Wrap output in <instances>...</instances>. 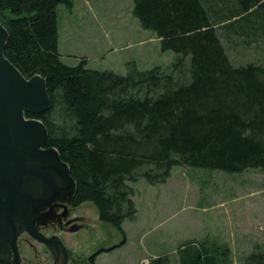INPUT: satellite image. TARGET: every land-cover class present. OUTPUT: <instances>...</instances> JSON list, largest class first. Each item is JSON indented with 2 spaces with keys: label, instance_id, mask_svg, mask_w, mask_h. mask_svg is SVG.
I'll return each mask as SVG.
<instances>
[{
  "label": "trees",
  "instance_id": "1",
  "mask_svg": "<svg viewBox=\"0 0 264 264\" xmlns=\"http://www.w3.org/2000/svg\"><path fill=\"white\" fill-rule=\"evenodd\" d=\"M232 1L235 11L216 20L207 0H132L141 28L175 58L143 71L128 62L119 75L87 69L85 58L75 66L62 62L57 8L71 11V0H0L5 58L25 78L46 82L49 110L26 118L45 126L44 148L66 165L72 209L90 203L100 223L123 233V222L137 213L129 184L140 178L165 183L175 166L264 170V65L234 67L218 35L221 26L260 19L264 35V0ZM179 252L180 264H227L218 246L191 244ZM245 264H264V252L256 249Z\"/></svg>",
  "mask_w": 264,
  "mask_h": 264
},
{
  "label": "rangeland",
  "instance_id": "2",
  "mask_svg": "<svg viewBox=\"0 0 264 264\" xmlns=\"http://www.w3.org/2000/svg\"><path fill=\"white\" fill-rule=\"evenodd\" d=\"M71 1V11L57 8L58 49L67 66L85 58L87 69L125 75L128 62L143 71L166 68L174 60L173 52H162L153 33L141 28L132 0ZM207 8L216 20L236 9L232 0H207ZM249 25L218 28L234 67L264 65L262 20ZM45 151L48 163L55 164L56 155ZM49 176L62 188L69 185L54 171ZM34 184L32 219L40 235L58 238L66 253L63 264H151L157 258L180 264L179 250L191 244L226 249L227 264H245L256 249L264 252V170L227 174L175 166L165 183L150 185L140 178L129 184L137 213L123 222V233L100 223L92 204L72 209L70 195L52 200L48 184ZM18 250L21 264H54L49 247L24 230L18 233Z\"/></svg>",
  "mask_w": 264,
  "mask_h": 264
},
{
  "label": "water",
  "instance_id": "3",
  "mask_svg": "<svg viewBox=\"0 0 264 264\" xmlns=\"http://www.w3.org/2000/svg\"><path fill=\"white\" fill-rule=\"evenodd\" d=\"M7 41L8 32L0 23V264H21L18 250L20 230L49 249L55 244L62 246L58 238L40 235L34 224V181L48 184L52 200L63 194L71 198L74 182L57 151L44 148L45 126L39 120L26 118V114L40 115L49 110L46 82L39 75L25 78L5 58ZM25 149L26 157L23 154ZM43 150L56 155L55 164L48 163L49 158L43 155ZM53 171L60 178L65 173L61 180L69 185L62 188L56 180L54 183L49 176ZM5 253H8L9 261L4 259ZM64 256L66 258L65 251Z\"/></svg>",
  "mask_w": 264,
  "mask_h": 264
},
{
  "label": "bare ground",
  "instance_id": "4",
  "mask_svg": "<svg viewBox=\"0 0 264 264\" xmlns=\"http://www.w3.org/2000/svg\"><path fill=\"white\" fill-rule=\"evenodd\" d=\"M50 251L53 255V259H54V264H63L65 261V256H64V249L61 245L59 244H55V245H51L50 247ZM5 257L4 259L6 261H9V255L8 253L3 254Z\"/></svg>",
  "mask_w": 264,
  "mask_h": 264
},
{
  "label": "crops",
  "instance_id": "5",
  "mask_svg": "<svg viewBox=\"0 0 264 264\" xmlns=\"http://www.w3.org/2000/svg\"><path fill=\"white\" fill-rule=\"evenodd\" d=\"M155 35L153 34L152 35V37H154ZM156 37V36H155ZM150 39H152V38H150ZM157 42H159V39H157ZM58 51H59V49H58ZM60 52V51H59ZM61 55V54H60ZM62 59V58H61Z\"/></svg>",
  "mask_w": 264,
  "mask_h": 264
},
{
  "label": "flooded vegetation",
  "instance_id": "6",
  "mask_svg": "<svg viewBox=\"0 0 264 264\" xmlns=\"http://www.w3.org/2000/svg\"><path fill=\"white\" fill-rule=\"evenodd\" d=\"M70 206V205H69ZM71 208V207H70Z\"/></svg>",
  "mask_w": 264,
  "mask_h": 264
}]
</instances>
